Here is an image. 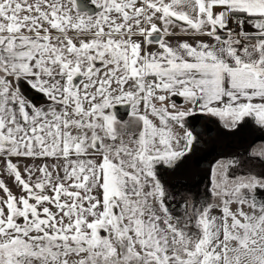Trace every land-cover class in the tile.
<instances>
[{
  "label": "snow or ice",
  "instance_id": "6c2138e0",
  "mask_svg": "<svg viewBox=\"0 0 264 264\" xmlns=\"http://www.w3.org/2000/svg\"><path fill=\"white\" fill-rule=\"evenodd\" d=\"M197 111L264 128V0H0V264H264V180L158 178Z\"/></svg>",
  "mask_w": 264,
  "mask_h": 264
},
{
  "label": "flooded vegetation",
  "instance_id": "af4514ba",
  "mask_svg": "<svg viewBox=\"0 0 264 264\" xmlns=\"http://www.w3.org/2000/svg\"><path fill=\"white\" fill-rule=\"evenodd\" d=\"M21 87L38 106L44 103V98L27 85ZM176 100L182 103L180 98ZM186 128L195 138L191 151L171 167L157 166L158 178L167 193L201 192L209 183L212 166L220 159L235 161V168H240L242 173H252L264 180V128L256 125L252 118H245L235 127H225L218 118L197 111L186 119ZM260 146L262 152L258 153ZM255 195L258 201H264V195Z\"/></svg>",
  "mask_w": 264,
  "mask_h": 264
},
{
  "label": "rangeland",
  "instance_id": "374dc122",
  "mask_svg": "<svg viewBox=\"0 0 264 264\" xmlns=\"http://www.w3.org/2000/svg\"><path fill=\"white\" fill-rule=\"evenodd\" d=\"M116 112H117V115H118V118L121 120V121H127L128 120V116H127V114H126V111H125V109L123 108V107H121V106H117V108H116ZM132 129H130V131H131ZM183 133L181 132V135H182ZM256 152H258V153H261L262 152V148H261V146L259 147V149H257L256 150ZM217 162H221V163H225V164H227V163H230L231 161L230 160H223V159H220V160H218ZM217 162H215L214 163V165L215 164H217ZM213 165V166H214ZM212 166V167H213ZM212 169V168H211ZM240 169V168H239ZM239 169L238 168H235V167H233L232 169H230L229 170V173H230V177H235V176H241V175H243V176H252L251 174L252 173H247L246 171V173H242V171L240 170L239 171ZM255 177V176H254ZM256 178L259 180V177H257L256 176ZM261 178V177H260ZM209 185H210V180H209V183H208V185L207 186H205L204 188H203V190H201V192H187L186 194L184 193V194H177L175 191H171L170 193H168V195L169 196H173V197H175V203H176V205H177V214H179V211H178V209H179V206L181 205V204H183V203H185V202H189V203H191V202H199V201H201L204 197H205V195H206V192H207V189H208V187H209ZM260 194V195H264V190H262V189H260V188H257L256 190H255V194ZM236 207H238V205L237 204H233V208H236ZM245 210L247 211L248 209H247V206H245Z\"/></svg>",
  "mask_w": 264,
  "mask_h": 264
}]
</instances>
